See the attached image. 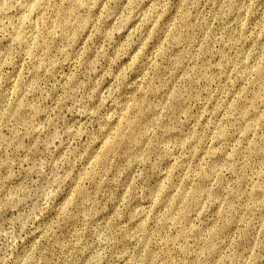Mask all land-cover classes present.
Masks as SVG:
<instances>
[{"label":"rangeland","instance_id":"1","mask_svg":"<svg viewBox=\"0 0 264 264\" xmlns=\"http://www.w3.org/2000/svg\"><path fill=\"white\" fill-rule=\"evenodd\" d=\"M0 264H264V0H0Z\"/></svg>","mask_w":264,"mask_h":264}]
</instances>
